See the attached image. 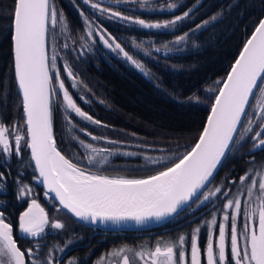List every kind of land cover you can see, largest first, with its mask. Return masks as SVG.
Listing matches in <instances>:
<instances>
[{
	"label": "snow or ice",
	"instance_id": "snow-or-ice-1",
	"mask_svg": "<svg viewBox=\"0 0 264 264\" xmlns=\"http://www.w3.org/2000/svg\"><path fill=\"white\" fill-rule=\"evenodd\" d=\"M83 3L102 12L111 11L101 8L99 3H90V0H83ZM167 7L171 9L176 5L168 4ZM190 11L165 23H146L143 19L133 20L127 16L122 19L132 20L144 28L160 29L183 20ZM7 15L12 33L14 75L22 97L23 124L13 122L6 126L0 118L2 158L7 160L14 155L23 163L22 151L29 149L35 170L39 173L33 179L39 180L47 189L45 197L51 196L75 218L92 224L126 220L140 223L153 217L160 220L179 215L193 204H206L213 198L222 200L219 208L223 213L222 221L217 220L214 209L210 213L212 218L205 221L207 230L203 234V244L202 229L197 226L188 235H180L177 241L157 242L153 248L135 255L141 260L147 257L150 264H264V159L253 163L254 153L264 150V19L259 20L246 38L226 76L216 82L220 87L215 89L210 114L190 149L154 175L130 179L88 172L57 149L53 135L56 107L53 96H59V90L63 92L62 106L66 111L71 110L93 124L101 123L77 105L60 79L61 73L56 70V55L49 58L47 54L46 37L50 26L54 30L59 24L62 30L67 31L63 12L50 5L49 0H12ZM111 15L121 16L119 12H111ZM207 23L209 21H204ZM200 27L202 25H197ZM88 35H92L91 31ZM187 36L188 33L178 36L176 43L185 41ZM100 39L112 47L104 35ZM115 49L142 69V65L119 43H115ZM65 70L71 77V70ZM79 131L92 140L101 139L86 129ZM72 138L90 149L91 154L86 157L89 165L108 162V155L102 153L111 155V150L96 148L75 136ZM246 140L251 141V146L248 149L249 167L244 174L239 175L238 180L226 175L219 185L212 187L219 168L242 149ZM153 163L159 164L160 161ZM6 179L5 172L0 171V191L5 189ZM15 183L16 199L24 201L27 207L19 212L16 228L8 220L6 209L0 210V264H62L54 257L51 248L41 257L39 239L33 247L22 250V246H18L19 238L14 235L16 230L28 237L43 239L46 229L62 230L65 225L58 220H50L45 208L32 198L34 190L21 181L19 174ZM241 196L247 197L243 201V213ZM3 204L6 202H0V206ZM241 217L242 222L238 224ZM123 252L125 249L121 248L109 255L120 256ZM122 259L123 264H130L128 255H123ZM69 264H77V261L73 259Z\"/></svg>",
	"mask_w": 264,
	"mask_h": 264
},
{
	"label": "trees",
	"instance_id": "trees-1",
	"mask_svg": "<svg viewBox=\"0 0 264 264\" xmlns=\"http://www.w3.org/2000/svg\"><path fill=\"white\" fill-rule=\"evenodd\" d=\"M130 1L148 2L154 10L107 7L149 22L171 21L176 16H183L189 9L191 11L176 24L173 31H153L98 16L83 0H50V5L63 12L69 35L79 50L75 54H65L84 90V99L72 87L65 71L61 69L63 81L77 105L94 120L101 122L98 126H92L69 113L68 119L72 127L67 130L62 123L66 116L61 101L53 96L56 106L53 113V135L61 153L88 172L109 177L142 179L154 175L166 165L170 166L173 160L178 159L194 144L210 113L216 95L215 89L220 87L216 82L226 76L244 41L264 17V0ZM168 4H175L176 7L170 9ZM11 5L12 0H0V118L6 126L13 122L23 124L20 107L22 101L14 76L10 19L7 15V9ZM161 6H164L162 11L158 9ZM214 16L216 19L212 20ZM204 21L209 23L204 24ZM197 25L202 27L197 28ZM101 29L128 49L150 78L145 77L126 60L104 50L98 40V31ZM90 31L92 35H88ZM184 33H188V36L184 49H181L183 51L167 55H144L130 48L133 43L148 42L153 47L164 46L174 43ZM51 34L49 28V53L52 49ZM79 129H86L92 136L101 139L93 142L90 136ZM73 136L79 140L91 141L111 152H118V155L102 168L91 167L83 161L82 157L85 155L79 150V144H76L77 140ZM250 146L251 141L246 140L242 149L223 163L212 187L219 185L226 175L238 180L239 175L244 174L249 167ZM74 152L78 156L75 157ZM22 159L23 163L16 156L1 162L3 158L0 156V171H4L7 177L5 189L0 191V202L6 204L0 206V210L6 209L8 220L16 228L19 212L27 207L24 201L16 199L15 180L19 174L21 181L34 190L32 198L41 200L44 204L46 202L43 198L51 202L49 206L46 204L51 220H58L65 225L64 229L48 232L43 239L39 238L41 257L51 248L57 260L65 256L62 264L70 259H75L77 264H98L101 257L107 260L109 253L121 248L148 250L157 242L177 241L180 235H188L197 226L202 229L203 244V234L207 230L205 221L212 218L210 213L215 209L217 220H222L223 213L219 208L223 201L213 198L202 209L188 213L196 205L193 204L172 221L152 231L106 233L87 228L71 219L53 200L45 197L40 182L33 179L36 174L28 149H23ZM262 159L264 150H257L253 163ZM154 161L160 163H153ZM242 197L243 204L246 196ZM17 232L18 230L14 235L19 238L18 246H22V250L33 247L38 240L19 236ZM59 248L64 250H56ZM185 250L188 252L187 246ZM131 258L135 264L136 258Z\"/></svg>",
	"mask_w": 264,
	"mask_h": 264
},
{
	"label": "rangeland",
	"instance_id": "rangeland-1",
	"mask_svg": "<svg viewBox=\"0 0 264 264\" xmlns=\"http://www.w3.org/2000/svg\"><path fill=\"white\" fill-rule=\"evenodd\" d=\"M90 3H99L101 8H108L107 6H117V7H122L123 6V8L125 10H129V9H141V8H142V10H154L153 7L151 6V4L148 3V2H145V1H137V2H134V1H130V0H90ZM87 5L90 7V4H87ZM91 9L98 16H103V17L108 18L109 20H115V21H118V22L123 23L125 25L134 26V27H137V28H140V29H145V30H153V31H173L175 29V27H176V24L178 22H180V21H177L174 25H171L170 24L168 28H160V29L144 28V27H142V26H140L138 24L133 23L132 20H128V21L123 20L122 17L127 16V15H124V14H122L120 12L119 13L121 14V16L113 17L111 15V12H118V11H114L111 8H108V9L111 10L109 12H102L100 9H93V8H91ZM158 9L160 11H162V10H164V6L158 7ZM127 17H129V16H127ZM132 19L134 20L136 18H132ZM174 19H172V20H174ZM145 22L146 23H165V22H149V21H145ZM166 22H168V21H166ZM50 30H51V33H52L51 34V37H50V43H51L52 49H51V52L49 53V58H51V56L53 54L56 55V57H57V68H56V70L59 71L60 73H61V69H63L65 71V74L67 76V79L71 83L72 87L79 94H81V97L84 99V95H83V91L84 90L82 89V86H81L80 81L75 76V74H74L71 66L69 65V62L66 60V54H65V53H68V52H72V53L75 54L77 51L79 52V50L77 49L76 45L74 44L73 40L71 39V37L69 35L68 29H67V31L62 30V27L58 24L57 26H55L54 30H53L52 26H50ZM101 35H104L105 39H107L109 41V43L112 44V47L111 48L108 47V45H106L100 39V36ZM98 40H99V43H100V45L102 46V48L104 50H106V51H108V52H110V53H112V54H114L116 56H119L120 58L126 60L131 66H133L135 69H137L141 74H143L147 78H150L149 75H148V73L143 68L142 69L141 68H137L130 60H128L124 56V54L122 52L119 51V49H115V43H119V42L112 35H110L106 31H104L103 29H101L100 31H98ZM185 42H186V39H185V41H182L180 43H176V41H175L174 43L171 42V43H168V44H166L164 46H154V47L153 46H150L149 44H151V43H149V42L146 43V44H136V43H133L132 46H130V48L132 50H135L136 52L141 53V54H144V55H149V54H152V53H160L162 55H167L169 53L176 52L178 50L183 51L181 49H184ZM65 45H67V47H65ZM120 45L124 49V51L128 52V54L130 56H132L128 49L126 50V48H124L122 44H120ZM156 49H159V51H156ZM81 52L82 51H80V53ZM65 69H70L71 70V72H72V76L71 77H69L67 75V71ZM60 79L63 80L62 76H60ZM56 86L58 88V83H57ZM65 88L68 89L67 86H66V84H65ZM56 97H57L58 100L61 101V107H62V110L64 111L65 116H66V119L64 121H62V123L64 125L63 126L64 128L66 127V129H67V128H71L72 127L71 122H69V119H68V114L69 113L77 116L78 118H81L82 120H84L82 117L78 116L76 113L72 112L71 110H67L66 111L65 108L62 106L64 104L62 90H59V96H56ZM254 103H255V101H254ZM85 121L88 122L92 126L93 125L94 126H98L97 124H93L91 121H87V120H85ZM89 138L91 139V137H89ZM92 141L95 142L96 140H92ZM85 143H90V144H92L96 148H101L100 146H98L97 144L92 143L91 141H88V142L85 141ZM76 144H79L78 141L76 142ZM22 145H23V142H22ZM78 147H79V150L82 151L83 154L86 157L91 154L90 149H86V148L82 147L80 144H79ZM101 149H104V148H101ZM102 155H108V162L106 164H104V165H97V166H91L90 165V166L91 167H94V168H102V167L108 165L110 162H112V160L117 157L118 152L112 151V154L111 155H109L107 152H105V153H102ZM74 156L76 157V156H78V154L76 152H74ZM85 156H83L82 159H83V161L87 162V159H86ZM13 157H14V155L10 159H7V161L8 160H11ZM99 158L100 157H97V159H99ZM4 160L5 159L3 158V160L1 162H3ZM242 199H243V197L241 196V200ZM244 199L246 200L247 197L244 198ZM43 200H45V202H46V204L48 206L51 205V202L49 200H46L45 198H43ZM37 201L41 204L42 207L45 208V211L49 215L48 208H47L46 204H44L41 200H38L37 199ZM204 206H205V204H199V206H197V204H196L192 209H190L188 211V213L191 214V213L195 212L196 210L202 209ZM243 211H244V205L242 204V213H243ZM50 220H51V218H50ZM241 222H242V217L241 218H238V224L241 223ZM53 231H54L53 229L48 228V229H46V234L48 232H53ZM213 231L215 232L216 230L213 229ZM17 234L19 236H22L23 235L19 231L17 232ZM28 238L29 239H32V240L39 239V238H34V237H28ZM140 251H142V250H140V249L139 250H137V249L136 250L126 249L125 252L121 253L120 256L110 255V257L107 260L100 261V264H123V259H122L123 258V255H128L129 256V258H130V264H134L131 257H135L136 258L135 264H143V263L144 264H150V262H148L147 257H145L144 260H141L139 257H137L135 255L137 252H140ZM61 259L59 261H61ZM71 260L72 259L68 260L67 262H64V264H69V262Z\"/></svg>",
	"mask_w": 264,
	"mask_h": 264
},
{
	"label": "water",
	"instance_id": "water-1",
	"mask_svg": "<svg viewBox=\"0 0 264 264\" xmlns=\"http://www.w3.org/2000/svg\"><path fill=\"white\" fill-rule=\"evenodd\" d=\"M50 3V0H49ZM264 19V17L262 18ZM46 51L47 54L49 56V52H48V35L46 37ZM13 60H14V55H13ZM15 76V75H14ZM16 80V79H15ZM17 83V82H16ZM18 87V86H17ZM19 90V89H18ZM20 94V92H19ZM21 97V94H20ZM21 101H22V97H21ZM210 114V113H209ZM209 116V115H208ZM208 118V117H207ZM207 121V120H206ZM206 124V123H205ZM58 149V148H57ZM59 150V149H58ZM60 151V150H59ZM29 152V156H30V160H31V155H30V150L28 149ZM32 166L34 168L35 174L36 176L39 175L38 171L35 170V162L31 160ZM221 168V167H220ZM219 168V169H220ZM219 171V170H218ZM218 173V172H217ZM216 173V174H217ZM216 176V175H215ZM39 181V180H38ZM40 182V181H39ZM41 187L43 188L44 193L47 191V189L44 187V185L40 182ZM54 195V194H52ZM46 198H50V197H46ZM53 200V199H51ZM54 201V200H53ZM55 204L64 212L66 213L71 219H73L75 222L81 224L82 226H85L87 228H93L96 229L98 231L101 232H106V233H137V232H146V231H152L156 228H159L160 226L172 221L173 219H175L177 216L179 215H173L170 217H166V218H162L160 220H157L155 217L145 220L143 222L137 223L135 220H126V221H121L119 223H114L112 221H105V222H97L95 224L86 222V221H82L79 220L78 218H75L72 214H70L69 212H67V210L63 209V207L61 205H59L58 201H54ZM24 236H27L26 234H23ZM65 258V256H63V258L61 259V261Z\"/></svg>",
	"mask_w": 264,
	"mask_h": 264
},
{
	"label": "flooded vegetation",
	"instance_id": "flooded-vegetation-1",
	"mask_svg": "<svg viewBox=\"0 0 264 264\" xmlns=\"http://www.w3.org/2000/svg\"><path fill=\"white\" fill-rule=\"evenodd\" d=\"M24 237H26V236H24ZM63 260H65V258H64ZM63 260H62V261H63Z\"/></svg>",
	"mask_w": 264,
	"mask_h": 264
}]
</instances>
